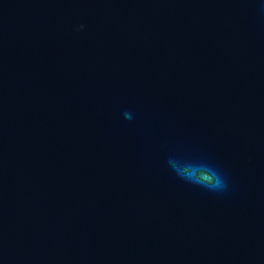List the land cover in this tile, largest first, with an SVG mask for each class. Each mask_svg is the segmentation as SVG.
<instances>
[{"label":"water","instance_id":"1","mask_svg":"<svg viewBox=\"0 0 264 264\" xmlns=\"http://www.w3.org/2000/svg\"><path fill=\"white\" fill-rule=\"evenodd\" d=\"M0 264H264V0H0Z\"/></svg>","mask_w":264,"mask_h":264},{"label":"clouds","instance_id":"2","mask_svg":"<svg viewBox=\"0 0 264 264\" xmlns=\"http://www.w3.org/2000/svg\"><path fill=\"white\" fill-rule=\"evenodd\" d=\"M82 28L83 25H80V29ZM125 116L130 118L128 113H125ZM171 167L180 178L209 191H223L227 186L219 171L210 165L202 164L199 168H193L190 165Z\"/></svg>","mask_w":264,"mask_h":264}]
</instances>
